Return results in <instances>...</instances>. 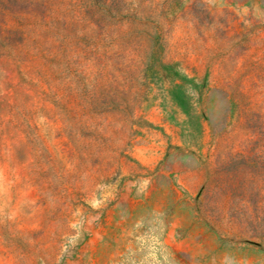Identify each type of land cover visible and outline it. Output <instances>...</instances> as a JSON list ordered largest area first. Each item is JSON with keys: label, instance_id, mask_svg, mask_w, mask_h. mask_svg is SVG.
Masks as SVG:
<instances>
[{"label": "rangeland", "instance_id": "1", "mask_svg": "<svg viewBox=\"0 0 264 264\" xmlns=\"http://www.w3.org/2000/svg\"><path fill=\"white\" fill-rule=\"evenodd\" d=\"M0 264H264V0H0Z\"/></svg>", "mask_w": 264, "mask_h": 264}]
</instances>
